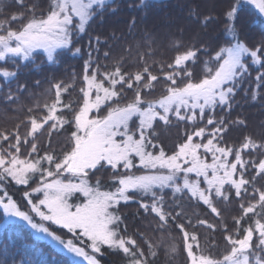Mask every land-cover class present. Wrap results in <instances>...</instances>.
I'll return each mask as SVG.
<instances>
[{"label":"snow or ice","instance_id":"1","mask_svg":"<svg viewBox=\"0 0 264 264\" xmlns=\"http://www.w3.org/2000/svg\"><path fill=\"white\" fill-rule=\"evenodd\" d=\"M103 4L104 0H0L3 102L19 103L28 91V84L17 78L34 53L46 57L32 69L37 73L55 72L61 57L84 61L82 73H72L70 81L37 79L34 87L47 82L48 94L55 89L51 104L29 107L18 123L0 129L3 214L26 221L53 240L59 239L57 230H66L70 237L64 246L88 264L98 260L87 248L93 254H122L123 264H155L152 240L128 231L121 202L131 201L138 204L137 214L151 218L157 230H179L187 253L184 264H264V135L248 132L247 119L240 113L233 118L237 95L243 91V98L249 99L251 88L244 85L251 66L259 63L264 68V35L255 44L247 43V37L241 42L229 26L232 37L224 41L223 33L212 32L219 16L206 14L201 23L196 14L198 31L186 38L181 28L179 35L169 37L166 51L177 53L173 58H162L159 70L146 60L141 68L138 59L133 73L126 62L109 63L115 59L116 36L102 37L91 30L102 26L109 14L107 6L99 10ZM258 8L264 13V2ZM236 13L237 5L228 4L220 22L228 25ZM135 27L133 20L130 35ZM85 38L86 46L81 43ZM143 40L149 46L157 43L151 33ZM198 63L207 68L200 75L191 70ZM11 81H17L15 88L4 92ZM255 83L264 88V72ZM77 85L79 94L73 98ZM157 89L159 98H154ZM250 99L264 107V94L251 92ZM134 116L139 122L130 126ZM161 123L182 129L171 147L160 138ZM234 130L240 135L229 142ZM141 170L144 174L137 175ZM104 176L110 177L109 187L115 191L99 192L90 185L96 178L99 187ZM13 184L27 186L17 189L23 191L26 205L14 200ZM221 204L231 206V224ZM189 209L200 212L190 215ZM201 232L211 237L204 247ZM216 233L222 242L215 241ZM74 240L82 247L74 246ZM220 243L223 252L214 255ZM172 251H177L175 245Z\"/></svg>","mask_w":264,"mask_h":264},{"label":"trees","instance_id":"2","mask_svg":"<svg viewBox=\"0 0 264 264\" xmlns=\"http://www.w3.org/2000/svg\"><path fill=\"white\" fill-rule=\"evenodd\" d=\"M227 2L237 5V13L234 20L229 21L228 25L221 23L225 17L220 15L224 12ZM142 0H110L103 5L98 6L99 10H103L105 6L109 9V14L106 15L102 26L93 25L92 31L100 32L102 37H110L113 34L116 36L118 43L113 49V56L115 59L110 60L113 66L116 60L126 62L125 67H128L133 73L137 70L136 61L139 59L140 67L145 66V60L148 66L155 65L156 70H159V62L162 58L165 60L173 58L177 53L168 50V39L170 36L179 35V29H185V37L194 34L198 29L195 25L196 14L200 15L201 23L204 21L206 14H211L213 18L219 16L217 23L212 25L213 35L219 36L223 33L224 41L231 39L228 36L229 26H232L236 30V34L241 37V42L244 41V37H247V43H257L261 36L264 35V23L262 18L248 5L240 3L239 5L235 0H143L144 6L141 7ZM113 9H118L115 14H111ZM193 14L190 16L189 13ZM221 12V13H220ZM224 14V13H223ZM2 18V17H0ZM135 20L136 27L133 29V35L129 34L128 25ZM85 30H88L86 24ZM146 33H151L156 38L157 43L149 46L147 42L143 40ZM227 33V34H226ZM232 33V32H231ZM234 42V41H233ZM86 46L87 39L81 41ZM115 43V42H113ZM141 47L137 48V45ZM222 47L226 48L229 45L223 43ZM219 51V49H217ZM103 56V52H101ZM207 59V57L203 58ZM247 59V58H244ZM41 60H46L43 53L33 54V60L26 62L20 70V74L17 78L19 83H27L28 91H26L19 99V103L7 104L0 99V129L5 127L11 128L15 123H18L20 119L24 117L29 107H35L38 103L43 109L45 102L51 104L54 99L55 89L51 90L49 83L44 82L39 88L34 87V83L37 79L44 80H71L72 73L81 72L83 70V60L74 59L71 57H61L58 61V67L55 72L43 71L37 73L33 71L35 65L41 63ZM257 60H261L260 57ZM34 61V63H33ZM2 63V62H0ZM102 63H104L102 61ZM251 62L249 61V64ZM246 66H248L246 64ZM196 75H200L207 71V68L203 63H198L191 69ZM259 72H264V68L259 67V63L252 65L250 68V78L245 82V88H251V92H257L258 94H264V88L255 83L256 77ZM67 74V75H65ZM17 81H11L3 88L4 92L8 91V87L13 89L16 86ZM160 89H157V95L154 98H159ZM251 92L248 93L249 99L246 101L243 97L245 93L241 91L236 97V107L233 112V118H236V114L240 113L245 117L248 122L247 131L253 133L256 136L264 135V128L261 125L264 124V107L260 103L252 101L250 99ZM79 94V86H76V91L73 95ZM149 99H153L150 97ZM105 114L107 108L103 105ZM139 122L138 117H133L129 121V125L132 122ZM155 123V122H154ZM160 138L163 140L167 147H171L176 141L179 134H182V129H178L175 126L165 128L163 124H160L158 128ZM240 135L239 132L233 131L229 135V142H232ZM56 140H62L63 137L55 138ZM44 144L47 145V137L44 138ZM137 175L144 174L143 170L136 173ZM90 185L94 187V190L99 192L113 191L115 188L109 187L112 184V180L109 176L103 177V183L97 187L96 178H93ZM25 185L13 184L10 192L15 201H23V204H27V200L23 199V191H17V189H24ZM125 206L122 208V215L127 218L126 223L128 225V231L130 234H140L156 245L155 251L157 253L155 264H184V260L187 253L183 251L182 234L178 237V229L164 232L157 230V226L151 218L144 217L143 213L137 214L138 204L134 202H121ZM220 207L224 210V216L228 219V223L231 224V206L221 204ZM238 207V205H237ZM21 210L27 211V209L21 208ZM193 211L200 212V209H189V214ZM202 214V213H201ZM2 214L0 211V223L2 222ZM247 226V225H245ZM54 227V226H53ZM63 239H68L70 234L57 230L54 233ZM200 245L204 247L208 244L211 237L206 232L199 233ZM215 241L222 242V236L216 233L214 236ZM75 241V240H74ZM81 247L79 241H75ZM175 245L177 251H172V246ZM147 246L145 245V248ZM223 252V243H220L219 247L213 249V254L217 255ZM153 259L152 257H149ZM21 259L25 261V264H77L72 262L68 257L58 252L51 245L46 242L36 240L32 233L20 223L12 224L8 226L0 234V264H14ZM99 261L101 264H123L122 254L117 255L110 250L105 254L100 255Z\"/></svg>","mask_w":264,"mask_h":264},{"label":"rangeland","instance_id":"3","mask_svg":"<svg viewBox=\"0 0 264 264\" xmlns=\"http://www.w3.org/2000/svg\"><path fill=\"white\" fill-rule=\"evenodd\" d=\"M110 0H104V3L109 2ZM235 2L239 5L240 3H245L248 4L259 16L260 18H262L263 22H264V13H260L258 5L262 2H264V0H235ZM230 4V2H227L226 5ZM225 10V9H223ZM221 13V12H220ZM224 12H222L220 15H224ZM220 22V21H219ZM221 24V22H220ZM228 36L232 37V33L231 31L228 30ZM226 33V34H227ZM226 58V56H225ZM103 106V104H102ZM209 162H210V157L208 158ZM20 186V185H19ZM115 191V190H113ZM123 202V201H122ZM1 214H2V222L0 223V234L6 230V228H8V226H11L12 224L15 223H20L22 224L24 227H26L33 235V237L36 240L42 241V242H46L47 244L51 245L53 248H55L58 252L62 253L63 255H65L66 257H68L72 262L77 263V264H88V261L85 260L83 257H77L75 256V254L71 253L68 251V249L64 246L68 243V239H63L60 236L58 240H53L51 237L47 236L44 233H38L36 232L34 229H32L30 227V225H28V223L26 221H23L17 217H13L10 215H5L3 214L2 209H0ZM36 221H39V218L36 217ZM55 227V226H54ZM63 232H66V230H63ZM55 235V234H54ZM60 241H63V243H60ZM74 246L76 247H81L79 244H77L75 241H73ZM86 251L88 252L89 255H92L94 259L98 260V264H101V262L99 261V257L101 254H93L91 252L90 248H87Z\"/></svg>","mask_w":264,"mask_h":264}]
</instances>
